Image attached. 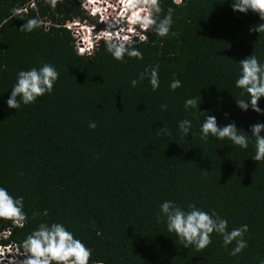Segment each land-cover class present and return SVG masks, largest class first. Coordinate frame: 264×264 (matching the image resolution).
I'll return each instance as SVG.
<instances>
[{"label":"trees","instance_id":"16d2710c","mask_svg":"<svg viewBox=\"0 0 264 264\" xmlns=\"http://www.w3.org/2000/svg\"><path fill=\"white\" fill-rule=\"evenodd\" d=\"M231 4L161 0L163 14L175 10L170 34L161 38L142 31L147 42L135 38L132 43L143 60L121 62L104 41L91 55L77 54L67 23L93 22L79 0H60L55 8L47 0H0V186L24 197L28 217L23 227L0 219V231L10 228L1 244L12 242L23 252L22 242L41 222H59L92 250L90 264L264 260V162L252 159L251 134V125L264 123V115L237 106L236 97L247 94L235 85L240 60L254 53L264 64V33L250 31L264 21L251 11H234ZM14 8L25 19L39 16L47 30L20 31L26 20L13 17ZM41 62L60 73L54 91L20 110L9 108L18 71ZM149 65H159V89L153 91L147 78L133 88L131 81ZM173 74L182 81L175 91L169 87ZM194 97L204 113L185 109V101ZM259 106L264 109V98ZM207 114L220 126L235 123L249 147L211 135L202 140ZM183 119L192 121L186 136L178 128ZM92 121L95 129L88 126ZM164 126L171 135L159 131ZM167 200L185 209L193 203L215 209L229 230L247 224L248 247L231 256L234 245L226 249L215 233L203 252L184 247L168 232L166 219L157 220ZM34 212L40 214L33 217Z\"/></svg>","mask_w":264,"mask_h":264},{"label":"clouds","instance_id":"9594fccd","mask_svg":"<svg viewBox=\"0 0 264 264\" xmlns=\"http://www.w3.org/2000/svg\"><path fill=\"white\" fill-rule=\"evenodd\" d=\"M59 2L60 0H47L52 8H55ZM93 3L95 0H88V4L94 5ZM103 3L105 5V2ZM173 3L180 5L182 0H173ZM117 4L121 6L120 11L115 12V9H111L114 13L109 14L106 10L104 13L103 7L102 10L97 7L93 12H90V7L83 8L93 18V22L88 25L91 29H86L88 41L83 40L87 50L76 48L77 54L89 53L91 55L94 46L104 41L107 52L117 61L123 62L126 57L143 60V53L133 45L126 34L132 32L131 27L135 28L136 33L134 34L139 35L142 42H147V36L139 34L142 31H154L161 38L170 34L175 10L169 7L166 14H163L161 0H118ZM231 7L234 11L245 14L251 11L258 14L264 21V0H232ZM12 14L13 17L25 19L18 8H14ZM109 16L112 19L111 24L107 23ZM25 20L26 22L19 28L22 32L31 33L38 28L47 30L45 20L39 16ZM250 31L264 33V23L252 26ZM239 64L240 74L235 85L243 90L242 96L247 94V98L236 97L237 106L241 110L247 111L251 108L256 113L264 115V109L259 106V101L264 98V64L254 53L240 60ZM59 76L60 73L56 67L47 62H41L39 67L18 71L16 82L11 88V95L6 101L7 106L20 110L22 105L34 104L39 97L54 91V85ZM146 78L152 90L157 91L160 87L159 65H149L139 74L138 78L131 81V86L135 88ZM169 87L175 91L182 87V81L176 79L173 74ZM198 99L196 97L187 99L184 104L185 109L193 108L199 111L201 103H198ZM167 107V104L161 105L162 110H166ZM224 115L227 117L229 114ZM88 126L91 129L97 127L94 121L89 122ZM178 128L180 133L186 136L192 128V121L183 119L179 122ZM239 130L235 123L220 126L216 116L207 114L201 125V139L207 141L209 135L220 140L227 138L233 145L247 149L249 139ZM159 131L165 135H171V130L167 126L159 128ZM262 131H264V123L257 122L251 125V134L255 137V154L252 159L258 162H264ZM24 207L23 196H14L6 187L0 186V219L11 220L14 224L23 227L28 218ZM160 209L162 215L158 216L157 220L166 219L168 232L174 233L184 247L195 248L198 252H203L212 244L213 233L222 237L226 249L234 245L229 252L231 256L239 255L248 247L244 236L249 231V226L244 224L229 230L228 221L222 218L215 209L209 212L198 208L194 203L189 204L185 209L171 200L164 201ZM39 214L34 212L33 217ZM43 215L48 216L47 209L44 210ZM22 249L23 252L20 255L25 258L20 261V264H90L92 256V250L66 225L59 222L51 224L41 222L26 236L22 242ZM10 264H16V260L13 259ZM260 264H264V260H261Z\"/></svg>","mask_w":264,"mask_h":264},{"label":"rangeland","instance_id":"374dc122","mask_svg":"<svg viewBox=\"0 0 264 264\" xmlns=\"http://www.w3.org/2000/svg\"><path fill=\"white\" fill-rule=\"evenodd\" d=\"M80 1H81L80 4H81L82 7L83 6H85L86 8H88V7L92 8L93 7L94 8L93 11L96 10L97 7H101V5H100L101 2H107L108 4H113L114 3L115 6L118 7V8L120 6V5L116 4V3H118V0H110V1H108V0H106V1L105 0H100L99 3L96 2V3H94V5L88 4V0H80ZM110 6H113V5H110ZM105 10H106V8L104 9V13H105ZM107 13L109 14V13H114V12L109 9ZM95 20H96V18H95ZM77 23H79V22L76 21L72 25L69 24L68 27L71 28V31H72L74 37L76 38V46H77L78 43H80L82 45V47H83L82 49L83 50H87V46H85V44H83V40H87L88 41V34H86L87 32H86L85 28L86 29H91L90 26H88V25H91V23L89 21H87L85 23L81 22L80 24H77ZM76 48H81V47L78 46ZM8 250L9 251H7V252L10 253V254H15L16 253V255H19V251H17L16 249H13V250L8 249ZM24 258H21L19 256L18 260H16V264H20V261H22ZM13 259H15V258H13ZM13 259L11 258L9 260L12 261Z\"/></svg>","mask_w":264,"mask_h":264},{"label":"built area","instance_id":"2783aa9c","mask_svg":"<svg viewBox=\"0 0 264 264\" xmlns=\"http://www.w3.org/2000/svg\"><path fill=\"white\" fill-rule=\"evenodd\" d=\"M106 1V0H105ZM110 1V0H108ZM79 2L81 3V1L79 0ZM86 4V3H85ZM110 5H113V6H110ZM82 8H86L85 6H83ZM106 8V11H108L109 9L111 10L112 8L115 9V12H119L120 11V8H116L114 6V3L113 4H108L107 2H105V5L103 7V9ZM93 7L90 9V12H93ZM112 9V10H113ZM118 10V11H117ZM69 24H73V23H67V27L69 26ZM132 28V32H128L126 33L128 36H129V40L132 42L135 38H139V35H135L134 33L135 32V28L134 27H131ZM140 35H143L142 32L139 33ZM79 47L83 48L82 45H80V43L78 44ZM10 234V228H5L4 230L0 231V240L1 239H5L9 236ZM8 249L10 250H13V249H16L17 251H19V255H16L15 254H10L8 253L7 251H9ZM22 253V251H20L17 247H16V244L14 243H8L6 245L4 244H1L0 243V264H10V260L9 259H13L15 258V260H18V257L20 256L21 258H24V256L20 255Z\"/></svg>","mask_w":264,"mask_h":264},{"label":"bare ground","instance_id":"6f19581e","mask_svg":"<svg viewBox=\"0 0 264 264\" xmlns=\"http://www.w3.org/2000/svg\"><path fill=\"white\" fill-rule=\"evenodd\" d=\"M85 28V27H84ZM85 30H86V28H85ZM87 32V31H86Z\"/></svg>","mask_w":264,"mask_h":264}]
</instances>
